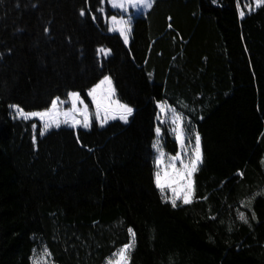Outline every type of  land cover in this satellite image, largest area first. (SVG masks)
I'll use <instances>...</instances> for the list:
<instances>
[{"label": "trees", "instance_id": "obj_1", "mask_svg": "<svg viewBox=\"0 0 264 264\" xmlns=\"http://www.w3.org/2000/svg\"><path fill=\"white\" fill-rule=\"evenodd\" d=\"M112 15L106 0H0V264H30L44 246L50 264H105L129 227L130 264H264V4L154 0L132 14L127 45ZM104 75L134 109L127 123L41 136L11 115L69 91L88 102ZM161 100L201 134L193 202L176 208L152 176Z\"/></svg>", "mask_w": 264, "mask_h": 264}, {"label": "snow or ice", "instance_id": "obj_2", "mask_svg": "<svg viewBox=\"0 0 264 264\" xmlns=\"http://www.w3.org/2000/svg\"><path fill=\"white\" fill-rule=\"evenodd\" d=\"M100 2L103 4L105 0H100ZM106 2L110 4L111 8L119 10V15H112L109 18L110 23L107 30L117 32L125 45L129 43L132 31V17L127 15L129 9H149L154 4V0H106ZM255 3L262 5L264 0H255ZM99 11L103 12V7ZM237 11L242 18L244 13L239 10V5ZM83 14L81 11V15ZM97 51L98 53H110L111 50L99 48ZM87 95L91 98L92 106L95 109V120L101 127L107 124L109 120L117 118L127 123L129 116L133 114L134 109L132 107L115 98L116 89L113 87V81L109 75H104L98 83L88 88ZM67 97L71 103L70 108L63 107L64 102L61 101L60 97H54L50 105L42 110L25 111L18 104H11L9 107L14 110V119L37 118L39 120V135L41 136L45 135L49 129L59 128L62 124L73 129L78 125L85 129L89 128L92 113L89 111V106L81 98V94L76 91H69ZM156 109L158 111L155 119L158 123L154 128L155 138L151 145L155 152L153 158L154 171L152 173L154 185L161 194L162 202L170 203L173 208L180 204L189 205L195 196L193 177L203 162L201 134L191 126L190 121H187L182 112L177 111L167 101H157ZM165 123L170 125L168 134L174 135L175 143L178 145L175 155H169L165 152L161 141V126ZM32 127L35 129L37 125L33 124ZM190 128L191 131H189ZM35 143L36 137L33 136V144L35 145ZM241 206L247 207L248 205L241 201ZM251 218L256 219L254 211ZM237 219L245 224L249 223V219L243 211L238 210ZM127 232L128 241L110 253V256L105 258V264H130L131 253L135 248V233L132 227H129ZM50 257L49 249L44 246L39 255L36 254V249H33V256H30L29 260L30 264H48Z\"/></svg>", "mask_w": 264, "mask_h": 264}, {"label": "rangeland", "instance_id": "obj_3", "mask_svg": "<svg viewBox=\"0 0 264 264\" xmlns=\"http://www.w3.org/2000/svg\"><path fill=\"white\" fill-rule=\"evenodd\" d=\"M254 4H255V6H257V4L255 3V0H254ZM110 5V4H109ZM118 10V9H117ZM144 10H146V9H129V11H128V13H127V15H130L131 17H132V14H135V13H140V12H142V11H144ZM119 11V10H118ZM110 17H108V19H107V22H108V26H109V23H110V19H109ZM112 33H117V32H112ZM82 98V97H81ZM87 98H88V102L85 100V99H83L84 100V103L85 104H87L88 106H89V111H90V113H92V115H91V117H90V119H91V125H90V127L92 126V124L93 123H96L98 126H100L97 122H96V120H95V109H94V107L92 106V102H91V98L90 97H88V95H87ZM116 98V97H115ZM117 99V98H116ZM61 101H63L64 102V104H63V107L64 108H70L71 107V103L69 102V100H68V97L66 98V99H61ZM12 110V116H14V110L13 109H11ZM31 119H34V120H37L38 122H39V120L37 119V118H35V117H33V118H31ZM115 120H120V119H115ZM111 121H113V120H109L108 121V123L109 122H111ZM121 121V120H120ZM123 122V121H122ZM106 125V124H105ZM165 125V127L167 128V129H169V127H170V125L168 124V123H165L164 124ZM60 127H69L68 125H64V124H62ZM77 127H79V128H83L82 126H77ZM76 127V128H77ZM89 127V128H90ZM101 127V126H100ZM89 128H87V129H89ZM51 129H55V127H53V128H51ZM51 129H49V130H51ZM83 129H85V128H83ZM48 130V131H49ZM172 137H173V139H174V135H172ZM162 141V140H161ZM174 141H175V139H174ZM162 144L164 145V143H163V141H162ZM176 144V143H175ZM165 150V149H164ZM178 150V145L176 144V149H175V152L174 153H172V152H168V151H166L165 150V152H167L169 155H175V153H176V151ZM154 155H155V152H154ZM48 264H50L49 262H48Z\"/></svg>", "mask_w": 264, "mask_h": 264}]
</instances>
